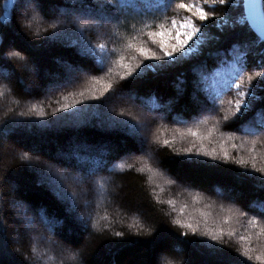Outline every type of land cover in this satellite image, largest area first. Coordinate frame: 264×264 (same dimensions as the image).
Masks as SVG:
<instances>
[{"label": "snow or ice", "instance_id": "obj_1", "mask_svg": "<svg viewBox=\"0 0 264 264\" xmlns=\"http://www.w3.org/2000/svg\"><path fill=\"white\" fill-rule=\"evenodd\" d=\"M173 6L189 15H185L179 21L172 18L170 28L166 29L160 24L158 27L161 31L148 32L151 46H148V41L142 42L139 46L129 45L138 55L132 57V63H120L123 72L117 75L125 83L120 86L119 91L123 92L126 89L127 98L133 104L178 123L181 122L180 117L189 109L185 106L182 112L173 114V105L179 102L190 87L191 112L197 116L215 113L219 117L217 122L220 120L225 122L233 133L239 132L243 136L255 137L256 139L251 141L254 151L257 142L264 141V0H191L189 3L183 0L179 3L176 0H59L55 5L51 0H6L3 14L0 15V79L13 82L14 86L25 92H31L33 87L59 90L73 86L82 73L104 71L106 45L104 43L93 45L84 38L86 31L94 27L120 24L128 20L129 14H134L141 20L148 17L158 19L157 14H162L166 18L168 10ZM209 6L211 10H206ZM38 17L45 20L61 17L63 27L56 22L50 23L49 27L54 35L73 37L70 46L77 50V55L88 66L84 67L80 63H65L62 73L48 75L49 83L34 84L29 87L22 78H16L20 69L12 63V58L20 57L24 49L18 48L12 51L11 49L17 48V45L10 35L15 34L21 40L26 38L29 47H42L47 37L36 40L28 36L26 31V28L31 27V22ZM211 29H215V32L210 31ZM165 36L168 38L165 39ZM4 41H7V44ZM250 58L259 70L248 74ZM209 60L213 61L211 65L208 63ZM184 63H190L192 79L190 82L185 79L179 80L175 89L176 96L170 98L166 104L158 103L155 95L142 96L138 93L137 88L140 84L149 79L165 76L169 70ZM23 70L38 74L39 65L34 58L29 57V62L23 65ZM111 73L112 69L109 68L105 75ZM92 79L97 84L100 83L97 77L93 76ZM2 87L4 90H11L7 84ZM233 90L234 98L227 101L231 108L221 115L217 102L222 106L223 95ZM110 92L113 95L117 94L114 91V81L111 79L101 88H90L87 93L79 92L80 99L55 108L50 118L48 113L33 106L30 113L37 119H29L26 122L6 121L0 126V141L25 128L53 130L59 133L68 130L79 131L83 127H95L135 141L139 145L138 150L143 152L146 139L141 135L140 119L131 111L126 112L123 109L113 115L106 107L112 97L102 99ZM3 95L4 91H0V96ZM89 101H99V103ZM19 116L25 117L26 113L21 112ZM192 135L195 137L198 133L193 132ZM163 144L170 147L172 142L165 139ZM235 147L236 145L233 144V148ZM193 148L195 144L176 152V155L166 163L161 161V165L170 173L169 177H163L165 183H190L191 170L215 167L208 166L206 161L199 159L203 156L238 166L242 171L231 168L222 171L232 173L236 180L248 183L259 193H264V166H257L255 155H251L249 159H237L230 156L227 151L218 155L215 150L210 152L200 147L193 151ZM83 151L91 153L93 146L80 141L77 137H72L67 141L66 147L58 148L50 157V162L40 161L39 157L34 161L33 156L28 152L19 156L29 171L36 175L38 186L50 193L54 201L63 207V216L50 217L43 206L34 208L30 203L14 195L4 201L0 194V264H3L5 259L8 260V264H15L13 253L9 250L7 225L2 218L6 210L12 213L15 222L21 224L26 231L34 227L37 219L53 233L57 229H63L66 223L71 225L68 228L69 235L73 232L77 235L91 234L90 228L98 229V222L91 217V214L86 219L80 213L77 206V189L82 190L83 185L90 178L105 171L108 162L102 155H90L86 158L81 155ZM249 163H251L250 168ZM117 167L123 169L124 165L119 164ZM138 171L143 172L144 169ZM148 171L155 175H163L151 167ZM4 182L9 184L10 193L18 190V185L10 177H0V187ZM99 186L102 188L103 184L100 183ZM217 187L219 186H213L212 190ZM219 194L233 203V207L229 208L230 212L234 211L240 216H247L249 211L258 212L260 217L264 218V197L242 202L233 188H223ZM169 203L173 202L169 201ZM237 203H242V207H234ZM245 208L247 211L244 210ZM180 211L183 213V208ZM173 223L185 231L175 233L161 227L157 238L171 240L173 243L170 247L160 248L145 264H173L165 253L175 252L178 247L193 246L204 249L213 264H247V261L253 259L250 248H245L236 255L226 250L222 244L218 247L217 244L222 242L225 233L222 229H207L206 219L203 231L198 220L182 222L177 219ZM248 223L255 227L257 216H251ZM198 232L211 243L203 239H189L190 235L195 237ZM261 232L264 233V228H261ZM15 235L18 236L19 233ZM114 235L121 239L109 247H117L118 244L128 242L123 239L122 232H115ZM227 235L231 237L234 233L229 230ZM240 239L244 241L247 238L241 236ZM133 243H141V241H133ZM143 243L154 244L155 239ZM241 256L246 260L240 259ZM256 259L260 260L261 257L257 256ZM204 264H208V261Z\"/></svg>", "mask_w": 264, "mask_h": 264}, {"label": "trees", "instance_id": "obj_2", "mask_svg": "<svg viewBox=\"0 0 264 264\" xmlns=\"http://www.w3.org/2000/svg\"><path fill=\"white\" fill-rule=\"evenodd\" d=\"M51 2L55 5L59 0H51ZM176 2L179 3L181 0ZM183 2L189 3L191 0H183ZM5 3L6 0H0V15L3 14ZM206 10H211V7L209 6ZM185 15L189 13L177 10L173 6L168 10L166 18L162 14H157L158 19L148 17L141 20L134 14H129L128 20L120 24L94 27L86 31L84 38L93 45L100 43L106 45L104 71L82 73L77 83L68 88L44 90L33 87L31 92H25L18 86H14L13 82L0 79V91H4V95L0 96V126L11 120L25 122L29 119L36 120L37 118L30 113L33 106L48 113L50 118L55 108L80 99L79 92L87 93L90 88H101L110 79L114 81V91L117 94L113 95L110 92L102 99L111 96V101L116 100L119 104L114 109H107L113 115L123 109L126 112L131 111L135 116L140 111L148 117V122L143 121V123L146 122L148 135L143 152L138 150L139 145L135 141L95 127H83L79 131L68 130L59 133L53 130L25 128L6 140L0 141V177H10L18 185V190L10 193L9 184L4 182L0 187L3 200L7 201L14 195L30 203L34 208L43 206L50 217H62L63 207L54 201L50 193L38 186L36 175L29 171L19 156L14 154L15 151H19L20 155L28 152L33 156L34 161L35 156L39 157L40 161L50 162V157L58 148L66 147L70 138L77 137L80 141L93 146L91 153L83 151L82 156L87 158L90 155H102L108 162L105 171L90 178L84 184L85 194L77 197L80 213L86 219L91 214V217L98 222L97 230L90 228L91 234L77 235L73 232L69 235L68 228L71 225L67 223L63 229H57L51 234L49 230L40 226L38 219L35 223L37 229L35 228L30 234L21 224L15 222L10 211L6 210L2 214L8 229L9 250L13 253L15 264H81L82 261L83 264H145L160 248L170 247L173 243L171 240L157 238L161 227L175 233L185 231L173 223L177 219L182 222L198 220L201 231L205 229L204 220L206 219L207 229H222L225 233L222 242L217 244L218 247L222 244L226 250L236 255L243 252L245 248H250L253 259L247 261V264H264V233L261 232V228H264V218L260 217L258 212L249 211L247 216H240L234 211L230 212L229 208L233 207V203L218 194L223 188H233L242 202L264 197V193H259L250 184L236 180L230 172L222 171V169L230 168L237 171L242 169L231 162L224 163L219 159L212 160L210 157L201 156L199 159L206 161L208 166L215 167L191 170L190 183L167 184L163 177H169L170 173L161 165V161L166 163L176 155V152L195 144L193 151L200 147L210 152L215 150L218 155L227 151L230 156L237 159H249L251 155H255L257 166L260 167L264 166V141H258L255 150L252 151L251 141L256 139L255 137L243 136L239 132L233 133L225 122L222 120L217 122L219 117L215 113H205L203 116L192 113L190 87L179 102L173 105V114L182 112L185 106L189 109L180 117L181 122L178 123L170 118H162L160 114L149 112L136 104V108H133L119 100L127 94L126 89L123 92L119 91L120 86L125 83L117 75L123 72L120 63H132V57L138 55L129 45L139 46L142 42L148 41V46H151L148 32L161 31L158 27L160 24H163L166 29L170 28L172 18L180 20ZM52 22L60 23L61 27L64 26L61 17L55 20L38 17L31 22L30 28H26L28 36L33 39L47 37L43 46L39 48L29 47L26 38L21 40L15 34L10 35L17 45V48L11 50L24 49L20 57L12 58V63L20 69L16 78H22L29 87L34 84L49 83L48 75L62 73L65 63H80L84 67L88 66L77 55V50L70 46L73 37L53 34V30L49 27ZM197 23L200 22L197 21ZM145 25L148 26L145 27ZM210 31L215 32V29ZM4 43L7 44V41ZM29 57L34 58L38 63V74L23 70V65L29 62ZM122 57L123 60H121ZM208 63L211 65L213 61L209 60ZM109 68L112 69V73L105 75ZM256 70L259 69L254 66L250 58L248 74ZM93 76L100 79L99 84L92 79ZM181 79L191 81L190 63H184L169 70L165 76L149 79L140 84L137 91L142 96L155 95L158 103L166 104L170 98L176 96L175 89ZM5 84L11 89L10 91L3 89L2 86ZM233 98L234 90L223 95L222 106L217 102L221 115L231 108L227 101ZM89 102L99 103V101ZM21 112L26 113V116L20 117ZM108 118L111 119V117ZM138 118L141 119L139 114ZM193 132L198 135L194 137ZM165 139L172 142L170 147L163 144ZM125 140L126 142H122ZM233 144L236 145L235 148ZM119 164H123L124 168L117 167ZM149 167L163 175L149 172ZM248 167H251V163ZM141 168L144 169L143 172L138 171ZM100 183L103 184L102 188L99 186ZM213 186L219 187L212 190ZM77 191L79 194L80 189ZM197 196L199 199L194 200L193 198ZM169 201L173 203L170 204ZM234 207H242V203H237ZM182 208L183 213L180 211ZM244 210L247 211L246 208ZM253 215L257 216L255 227L248 223ZM226 219L227 223H225ZM14 228L19 233L18 236L15 235ZM229 230L234 233L231 237L227 235ZM115 232H122L123 239L128 242L118 244L117 247H109L121 239L114 235ZM241 236L247 239L241 241ZM154 239V244L143 243V241ZM189 239H203L211 243L199 232L195 237L190 235ZM133 241H141V243H133ZM165 254L173 264H204L205 261L213 264L206 251L195 246L178 247L175 252ZM70 256L76 258L69 262ZM257 256L261 259L257 260ZM240 259L246 260L242 256ZM3 264H8V260L5 259Z\"/></svg>", "mask_w": 264, "mask_h": 264}, {"label": "rangeland", "instance_id": "obj_3", "mask_svg": "<svg viewBox=\"0 0 264 264\" xmlns=\"http://www.w3.org/2000/svg\"><path fill=\"white\" fill-rule=\"evenodd\" d=\"M179 21V20H178ZM62 69H63V67H62ZM81 75L82 74H80V77H81ZM79 77V78H80ZM49 90H51V89H49ZM118 99V98H117ZM119 100H121L124 104H128V105H131L133 108H136V106H135V104H133L128 98H127V94H125V95H123V97H121V99H119ZM118 104H119V102L118 101H116V100H112L111 102H109V104H108V106H107V108H109V109H114V108H116V106H118ZM139 116L141 117V119H140V123H141V135L146 139V143H147V137H148V135H147V125H146V122L145 123H143V121L145 120V121H147L148 122V117L146 116V115H144L143 113H141L140 111H139ZM138 114H136L137 115V117H138ZM147 145V144H146ZM16 156H20V152L19 151H15V153H14ZM34 158H35V160H36V157L34 156ZM85 192H86V190L84 189V185H83V189L82 190H80V193L78 194V196L80 197V195H83V194H85ZM100 194H101V191H100ZM219 194V193H218ZM219 196L220 197H223L222 195H220L219 194ZM224 198V197H223ZM39 224H40V226H42V227H44V225L39 221L38 222ZM36 225V224H35ZM35 225H34V227L29 231L30 232V234L32 233L31 231H34V229L36 228L35 227ZM12 227H13V225H11ZM45 228V227H44ZM37 229V228H36ZM14 232L15 233H17V230L14 228ZM51 234H52V232H50ZM86 237H84V239H85ZM51 240V239H50ZM52 241V240H51ZM53 243H56V241H52ZM57 244V243H56ZM59 247V246H58ZM73 260V257L72 256H70L69 257V262H71Z\"/></svg>", "mask_w": 264, "mask_h": 264}]
</instances>
